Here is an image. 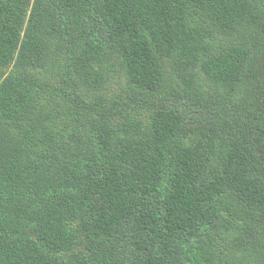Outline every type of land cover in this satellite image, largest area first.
Listing matches in <instances>:
<instances>
[{"label":"trees","instance_id":"1","mask_svg":"<svg viewBox=\"0 0 264 264\" xmlns=\"http://www.w3.org/2000/svg\"><path fill=\"white\" fill-rule=\"evenodd\" d=\"M0 264H264V0H0Z\"/></svg>","mask_w":264,"mask_h":264}]
</instances>
